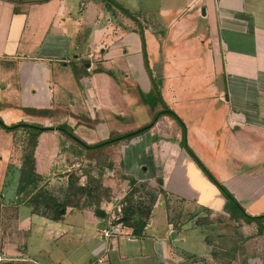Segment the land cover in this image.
I'll list each match as a JSON object with an SVG mask.
<instances>
[{
    "label": "crops",
    "instance_id": "0c3cea01",
    "mask_svg": "<svg viewBox=\"0 0 264 264\" xmlns=\"http://www.w3.org/2000/svg\"><path fill=\"white\" fill-rule=\"evenodd\" d=\"M56 1L17 6L0 0V99L4 101L0 104V118L6 125L20 122L14 112L20 114L24 108L41 112L48 108L62 109L65 104L75 107L79 99L88 96L97 101L98 108L116 115L114 103L108 102V97L109 90L116 87L113 73L119 63L128 73L126 79L131 76L144 92L149 90L140 39L131 29V33H120L114 44L108 38L106 44L109 47L111 43V49L102 45L101 56L97 58L91 48L88 56L77 54L75 59L82 62L81 67L85 66L76 82L73 75L79 69H70L67 56L77 44L80 24L70 19L74 25L69 27L73 30L75 26L74 32H67L63 26L68 21L57 14L45 20L33 17L37 10ZM186 3L176 10L171 7L160 12L161 19H170L169 25H176L169 31V36H174L169 38L171 45L157 48V52H165L162 55L166 59L165 76L173 82H166L163 98L168 102L174 95L183 101L180 106L175 104L180 107L178 110L169 107L185 126L186 144L233 195L238 206L250 216L264 215V0ZM16 8L19 12L14 13ZM140 16L147 49L148 26L152 27L151 34L156 35L161 33V28H157L160 24ZM199 20L211 34L213 74L209 77L212 81H208L203 62L194 52L177 53V44L195 32L193 26ZM178 33L180 40L176 38ZM175 56L183 62L186 82L175 84L179 75L169 74L168 60ZM172 61L175 64V59ZM218 78L223 79L222 88L214 83ZM78 88L83 97L78 96ZM71 89H76L75 95L79 98L75 103L70 96ZM67 116L72 123L79 117L73 111ZM162 117L156 122V129L112 145V168H103L106 179L102 185L111 195L109 201H101L99 209L104 211V218L96 216L97 209L87 198L83 199L82 206L66 207L61 218H54L53 204L63 200L67 176L63 177V185L57 183L59 187L55 191L41 190L47 185L41 180L33 192L26 190L18 194V181H11V196L0 195V264H238L236 244L230 236L216 237V246L203 240L202 248L201 230L188 228L189 217L197 218L209 212L230 220L228 213L237 209L226 203L180 146L182 131L177 122L171 117V121ZM138 127L112 131L108 137L111 133L121 134ZM8 164L9 158L5 165ZM158 178L162 181V190L170 197L171 213L166 209L164 197L159 195L140 236H135L127 227L125 233L135 236L131 241L122 236L104 238L101 231L107 225L108 204L123 199L129 181L147 182L150 188H155ZM174 201L183 204L184 209L180 204L175 207ZM23 210L27 211L20 216ZM190 211L191 215H185ZM35 216L40 217V223L32 226L31 217ZM241 221L246 239V264H264V221ZM36 233L46 234L51 248L30 247L32 234ZM189 234H193V246L188 244ZM38 255L42 260L36 258ZM99 260L102 262L98 263Z\"/></svg>",
    "mask_w": 264,
    "mask_h": 264
},
{
    "label": "rangeland",
    "instance_id": "374dc122",
    "mask_svg": "<svg viewBox=\"0 0 264 264\" xmlns=\"http://www.w3.org/2000/svg\"><path fill=\"white\" fill-rule=\"evenodd\" d=\"M112 1L114 2V5L119 8L125 9L132 14L138 15L139 17H141L140 15H142V17L146 19V21L151 20L152 23L155 22L160 24V27L157 28H161V33H159L158 35H156L155 33L151 34L152 27L151 25H149L147 28L148 32L146 34L148 40V51L147 49L146 51L149 68L151 70L150 72L153 73V76L158 77L156 83L154 82L155 85L152 84L150 76L147 75L150 87L147 93L144 92L141 85L135 84L131 76L126 79L125 76L128 75V73L125 71L123 65L119 63V66H114L113 73L116 87L113 86L114 88H111L109 90L110 96L108 97V102L114 103L113 106H115L114 109L116 110V115L109 113L105 109L102 110V108H98L97 101L94 98H92L91 96L86 97V95L88 94L85 95L86 99L80 100L75 95L76 89H71L72 92H70V96H73L72 101L75 103L79 99V104H77L75 107L65 104L64 100L63 102L65 105H63L64 107H61L62 109L48 108L44 109L41 112H35L37 110L24 108V110H22L20 114H16V112H14L15 119L18 118V121L25 122L26 124L41 122V126H44L43 124H52L53 127H56L57 125L65 124L72 128L77 137L87 143L91 141H100L106 135L108 137L109 132L112 131H118L120 129L126 130L127 128H135L140 125H146L158 112L165 110V108H169L170 110L171 108H174L175 110H178L180 108L178 106H180V104H183V101L180 100V102L179 97H174V95H171L168 99V102H166L162 95L163 88L167 86L166 82H168V84L173 82L172 80H168L165 76V58L163 59L162 56L165 52L162 53L161 50L157 52V48L159 50L163 46L168 47L171 45L169 38L174 36H169V31L174 29L176 25H169L170 19H161L160 12H163L162 9H170L171 7H174L176 10L179 6L185 4L186 2L189 3L191 0ZM114 5L107 6L101 0H63L62 4L60 0H57L51 6L43 10H37L39 12H36V14L33 16L34 18L45 20L53 14H57L59 18L66 19V21H68V25L63 26V28L66 29L67 32H74L75 26L72 27L73 30H71V28L69 27L70 25H74V22L72 20H75L80 24V27H78L77 29L79 32L78 36H76L77 44L75 48L70 49L67 56L69 58L68 66L70 67V69L77 67V69H79L78 72L74 73L73 75V78L76 80V82L80 78L79 73H81V71H84L85 66L84 65L83 67H81L82 62L75 59L77 54H81V56H88V49L91 48L97 58L101 56L102 45H105L104 48L109 50L111 49L112 44L116 43V39H118L120 33L128 34L129 32L131 33L130 29L133 30L137 28L136 24L125 14H123L119 10H116ZM185 11L186 9L182 13H184ZM193 29L195 32L192 35L186 36V38L183 37V40L177 44V53L180 55H184L185 52H194L193 54L197 57V59H200L201 63L203 62L202 67L206 69L205 71L210 72H206L208 81H212L209 77L211 73L213 74V65L211 62L209 49L211 34L205 27L204 23L200 20L195 23ZM51 30H53V28H51ZM105 31H107V34H105ZM180 35L181 34L176 36V38H179V40L182 38ZM110 37L113 41L111 42L112 44L110 43V46L108 47L106 43L108 41V38ZM172 44H175V42L172 41ZM170 50L171 49H168V51ZM175 57L176 58H171L168 60V62L171 64V67H169V74L171 76L173 74L179 75L178 78L180 79H175V84L181 83V81L186 82V79L182 72L183 62L181 59H178L179 56ZM174 59L175 64L172 63V60ZM146 69L147 70H145L144 68L145 71L149 72L148 68ZM221 79L222 78H218L214 82L217 88H222L223 79ZM77 94L78 96H82L79 88L77 90ZM119 95H121V99L118 100L117 98L119 97ZM65 96L66 94L64 93L63 97ZM74 96H76V99L74 98ZM145 96L147 97V101H145ZM2 103H4V101L0 99V104ZM19 103H21V101H19ZM175 104H178V106H176ZM169 105H171V108L169 107ZM0 108L2 107L0 106ZM72 111L74 113L76 112V114H78L79 116L75 119V121H73L74 123H72V121H70L71 119H69L67 116V114ZM24 119L25 121H23ZM161 119H167L171 121V118L169 116H164ZM70 124L73 125L71 126ZM152 128L156 129V126L154 125ZM167 131H169V129H166V132ZM23 133L24 132L22 130H17L10 133L2 129L0 130V195L6 194V196H11L10 193L13 190L11 181H15L16 179L19 185L21 162L25 153V140H23L22 137ZM13 139L15 143L13 142ZM36 147V173L43 177L42 183L47 184L46 186H42L40 188L41 190L45 189L44 191H48L49 189H52L53 191H55L57 187H59L56 186L57 183L63 185V177L68 176V174L75 173L78 169L80 172L83 170L89 171L95 178L101 177L102 183L106 179L102 167L98 168V166H100L99 163H101L102 161V157H95L92 160L88 159L89 151L85 150L83 147L78 145L76 142H74L72 139H70L60 131L50 130L47 132H43L38 138ZM106 151L110 153L109 149H106L105 147L94 150L90 153L104 156V153ZM111 154L112 153H110V156ZM8 158L9 164L6 166L5 163H7ZM6 168L9 171L6 170ZM5 172L10 173V175L6 176ZM85 181L86 178L83 176L80 182L82 184H85ZM51 183L52 185H50ZM18 185L16 187L17 190ZM39 186L29 187L28 189H26L28 190L27 193L33 192V190H35V188H38ZM110 196L111 195H109V198ZM179 204L180 203L176 201H174L173 203L175 207ZM180 206L184 209L183 204H180ZM106 208L109 209V207ZM61 210L63 209H60L58 211L59 214H61ZM26 211L27 210H23V213L20 212V216L21 214L25 215ZM184 213L187 212L185 211ZM185 215H191V211L189 212V214ZM189 218L190 221L187 224L188 228L196 229L199 231L201 230L200 235L202 236V241L200 239V247H202L203 240H205L212 246H216L215 238L218 236H230L232 239L231 241L235 242L236 248L237 242L243 241L242 243H244L246 241V239L244 238L245 235L243 233L242 221H231L227 216H218L216 214L215 216H213L209 212H204L197 216V218H195L194 216ZM31 221L32 226H36L40 223V217H31ZM262 222L263 221L256 223ZM197 233L199 234V232ZM189 235L191 236V238L188 244L189 246H193L194 243L193 241H191L193 240V234ZM32 236L33 239L30 242V247L42 246L45 247V249L50 247L45 238L46 234L43 235L36 233L32 234ZM218 242L220 241L218 240ZM243 246L245 248V243L243 244ZM204 248L206 247L204 246ZM243 250V257L238 256V264H242L243 261H245L246 264V251L245 249ZM36 258H40L39 260H42L39 255Z\"/></svg>",
    "mask_w": 264,
    "mask_h": 264
},
{
    "label": "trees",
    "instance_id": "16d2710c",
    "mask_svg": "<svg viewBox=\"0 0 264 264\" xmlns=\"http://www.w3.org/2000/svg\"><path fill=\"white\" fill-rule=\"evenodd\" d=\"M10 3H13L17 6L24 5V4H35L40 5L47 3L51 0H3ZM107 6L114 5L112 0H101ZM115 6V5H114ZM116 10H119L123 14H125L129 19H131L137 26L136 29H133L135 33L138 34L141 44V51L143 57V64L147 75L150 76L152 84L158 80L157 76H153L151 73L149 64H148V57L146 51V41L144 37V29L145 26L142 22V18L138 15L132 14L131 12L119 8L115 6ZM19 12L16 8L14 9V13ZM147 96V95H146ZM145 96V97H146ZM144 98V97H143ZM147 101V97L145 98ZM162 116H169L173 118L179 127L181 128V140L180 146L187 152V154L191 157L193 162L198 166L204 176L208 179L210 183H212L216 189L220 192V194L226 200V203L230 206L233 205L237 209L236 211H231L229 214L230 220L235 222H240L242 219L245 221H264V215L260 216H250L245 213L243 209L238 206L237 201L233 197V195L227 190V188L203 165V163L195 156L192 150L186 144L185 138V126L181 119L169 108H165V110L158 112L152 120L137 129L132 131H128L125 133H111L110 136L102 140L100 142L94 144H88L81 140L76 134L73 132L72 128L65 124L57 125L56 127H43L37 124H26L24 122H18L16 124L6 125L0 118V128L8 133L14 132L17 130H22L24 133L22 135L23 140H25V153L22 158L21 162V170H20V178H19V185L17 193L21 194L26 189L32 186H38L40 181L43 180V177L36 173L35 167V149L37 146L38 138L43 132H47L50 130H57L62 132L64 135L68 136L78 145L83 147L85 150L89 151L88 159L92 160L95 157H102V161L98 168H106L111 169V156L109 152H105L103 155H95L91 154L90 152L94 150H98L101 148L111 149L112 145L117 142H128L129 140L143 135L144 133L148 132L158 121V119ZM77 172V173H76ZM75 173L68 174L67 178V186L64 193L63 200L59 203L53 204V213L54 218L58 219L62 216L58 213L60 209H65L66 207H80L83 203V199L87 198L90 204H93L96 209L100 208L102 199L109 201L110 190L103 187L101 182V177L95 178L91 175V173L87 170L79 171V169ZM86 178L85 184H81L80 180L82 177ZM158 187L150 188L147 182H137V181H129L128 182V190L126 195L123 197L122 201L125 203L126 208L124 211V218H126L123 224L132 229L133 234L135 236H140L145 225L146 220L149 219L150 214L154 205L158 200V196L162 195L164 197L165 206L168 212L171 213V205H170V197L162 190V181L160 178L157 180ZM38 204V203H37ZM85 204V203H83ZM243 241L237 242L236 252L238 253L239 257H243L244 255V246L242 243ZM242 264H245L243 261Z\"/></svg>",
    "mask_w": 264,
    "mask_h": 264
},
{
    "label": "built area",
    "instance_id": "2783aa9c",
    "mask_svg": "<svg viewBox=\"0 0 264 264\" xmlns=\"http://www.w3.org/2000/svg\"><path fill=\"white\" fill-rule=\"evenodd\" d=\"M109 209L107 210L106 217H107V225L106 228L101 231L102 236L104 238H111V237H124L127 241H131L134 239V235H130L125 233L127 227L121 222L124 218V211L126 208L125 203L120 200L116 203L108 204ZM102 261L99 260L98 263Z\"/></svg>",
    "mask_w": 264,
    "mask_h": 264
},
{
    "label": "water",
    "instance_id": "95a60500",
    "mask_svg": "<svg viewBox=\"0 0 264 264\" xmlns=\"http://www.w3.org/2000/svg\"><path fill=\"white\" fill-rule=\"evenodd\" d=\"M203 13H204V11H203ZM60 213L62 214L63 213V210H61ZM95 214H96L97 217H100V218H104L105 217V213L101 209H97L96 212H95ZM125 220H126V218H123L121 220V222H125Z\"/></svg>",
    "mask_w": 264,
    "mask_h": 264
}]
</instances>
